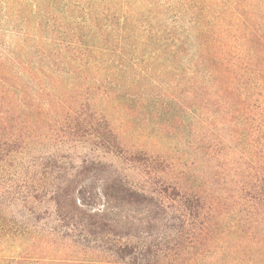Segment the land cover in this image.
Segmentation results:
<instances>
[{
  "label": "trees",
  "instance_id": "1",
  "mask_svg": "<svg viewBox=\"0 0 264 264\" xmlns=\"http://www.w3.org/2000/svg\"><path fill=\"white\" fill-rule=\"evenodd\" d=\"M94 69L111 75L82 76ZM127 69H185L181 108L197 102L200 127L216 131L221 182L183 191L150 178L162 161L124 149L109 108L139 97L119 96ZM72 73L68 99L71 86L46 84ZM81 141L136 165L144 183L114 164L41 168ZM6 163L17 171L0 181V264H195L211 252L209 264H264V0H0ZM84 175L94 195L76 189ZM46 196L56 226L42 230L32 205Z\"/></svg>",
  "mask_w": 264,
  "mask_h": 264
},
{
  "label": "rangeland",
  "instance_id": "2",
  "mask_svg": "<svg viewBox=\"0 0 264 264\" xmlns=\"http://www.w3.org/2000/svg\"><path fill=\"white\" fill-rule=\"evenodd\" d=\"M184 70L127 69L126 73L117 75L116 77L121 79V89L123 88L119 96L128 93L137 94L139 97L131 99L129 102L111 104L109 117L114 122L124 149L134 153H146V155L162 161L159 167L154 165L156 172L152 171V167L146 168L147 172L152 171L153 173H151L150 178L156 174V177H159L156 180L164 179L173 185L180 186L183 191L190 192L204 189L207 184L218 182V180L221 182L220 178L216 179L213 175L218 174L217 171H222V169L226 173L228 167L224 165L219 170L214 166L216 163L214 161L216 131L212 128L209 121L206 129L202 130L200 127L201 114L195 110L198 107L197 102L192 105L191 111L181 108L185 97L183 90L186 88L182 75ZM97 72L100 73L101 77L111 75L109 70L94 69V71L84 72L82 76L90 78L92 75H98L99 73L96 74ZM132 75L138 76L133 80ZM45 81L47 85H50V87L54 85L57 89L71 86L66 88L65 99H68L74 93L75 88L72 85H79L76 75L73 73L64 76L63 79L61 77H52L46 78ZM132 87L135 88L132 89ZM194 110L195 113H193ZM212 110L214 108L210 106L207 113L209 120L212 119ZM51 150L45 144L39 154L50 156L49 154L53 151ZM61 152L62 158L59 163L48 160L39 162L40 165L43 164L41 168H45L46 171L47 168L51 169L54 172V177L61 173L59 168H70L68 173L74 174L79 172L80 169L77 170V168L80 167L81 161H87L88 163L93 161L103 164H114L121 171H125L137 186H139V183H144V177L139 176L137 171H132L136 165L129 164L122 158L106 153V151L98 148L95 143L90 141L78 142ZM10 165L12 164L6 163L0 167V181L8 183L7 181L11 180L12 175L16 173V168ZM41 175L42 177L45 176L43 173ZM96 176L99 178L98 175ZM88 178L87 175H84L75 179L76 189L83 187L87 192L94 195L99 189V182L88 180ZM223 185L219 187L214 185L210 193H214V196H216V192ZM32 207L36 216L41 218L40 221L38 220L39 229L44 230L56 226V222L52 218L53 206L47 196L41 198L37 204L34 203ZM9 251L7 249L5 255H9ZM54 253L52 252V255ZM211 253H206L205 256L196 258L186 255L185 259L191 258L189 260L194 261L195 264H209L214 257ZM10 255H12V252Z\"/></svg>",
  "mask_w": 264,
  "mask_h": 264
}]
</instances>
